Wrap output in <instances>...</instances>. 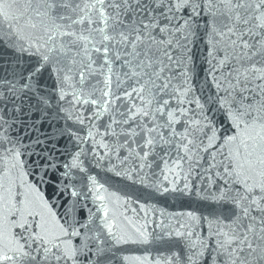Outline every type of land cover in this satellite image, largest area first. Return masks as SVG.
I'll list each match as a JSON object with an SVG mask.
<instances>
[{"label":"snow or ice","instance_id":"6c2138e0","mask_svg":"<svg viewBox=\"0 0 264 264\" xmlns=\"http://www.w3.org/2000/svg\"><path fill=\"white\" fill-rule=\"evenodd\" d=\"M4 52L0 264H264V0H0Z\"/></svg>","mask_w":264,"mask_h":264},{"label":"water","instance_id":"95a60500","mask_svg":"<svg viewBox=\"0 0 264 264\" xmlns=\"http://www.w3.org/2000/svg\"><path fill=\"white\" fill-rule=\"evenodd\" d=\"M24 61H20V63H23ZM17 63L16 57L12 55L11 53H0V68H6L9 64L15 65ZM12 73L10 71L8 72H0V76H7L11 77ZM45 80L48 84H51V80H47V77H45ZM30 118L27 120L28 124H31L34 120L39 125V120H37V116H39V113L35 114H29ZM43 119V117H41ZM62 123V122H61ZM59 126V125H57ZM45 131L49 130V127L47 124L41 125ZM55 130V129H53ZM67 138L61 139L60 143L63 146L65 144ZM85 149H87V145L84 146ZM68 151L73 150V145L71 143L67 144ZM68 151H65L63 147L60 149V153L57 157V168L55 170H50V177L52 181H55L57 179L63 181L65 177H63L62 173L63 171H66L64 169V164L71 162V156L68 154ZM81 159L84 161L83 167L87 170V173L80 172L76 169L72 170V176H71V182L76 184L78 188H83L84 183V177L90 173L92 175L96 176V179L100 183H104L106 187L109 188V191L116 192L121 196L124 197H130L133 201L139 199L140 203L145 204L146 206L151 207L157 212L160 211H167L168 213H174L179 211H185V210H197L198 213L207 214L206 209H197L196 204L193 203L191 209H186L182 207L180 204H178L176 201L172 200L170 197L165 198H155L153 196H150L147 192V190L140 188L138 185H130V182L127 181H121L119 178L113 177L111 173L105 172L103 169L98 168L95 163L92 161V158L90 156H82ZM125 185H129L126 187ZM43 189H45L47 195L51 196L52 193L55 191V187L49 183L46 185H41ZM54 203L59 204L60 201L54 200ZM138 208V205H134ZM134 219V217H133ZM145 246H137V245H128L125 246L123 254L129 255V256H143L145 255L144 251ZM154 254V252H153Z\"/></svg>","mask_w":264,"mask_h":264}]
</instances>
